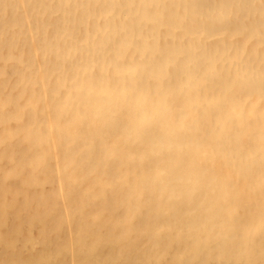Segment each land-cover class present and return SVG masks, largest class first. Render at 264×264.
Segmentation results:
<instances>
[{
	"label": "bare ground",
	"instance_id": "bare-ground-1",
	"mask_svg": "<svg viewBox=\"0 0 264 264\" xmlns=\"http://www.w3.org/2000/svg\"><path fill=\"white\" fill-rule=\"evenodd\" d=\"M0 264H264V0H0Z\"/></svg>",
	"mask_w": 264,
	"mask_h": 264
}]
</instances>
